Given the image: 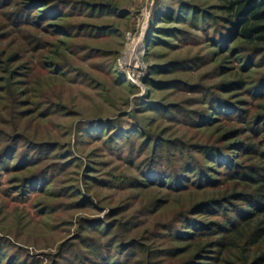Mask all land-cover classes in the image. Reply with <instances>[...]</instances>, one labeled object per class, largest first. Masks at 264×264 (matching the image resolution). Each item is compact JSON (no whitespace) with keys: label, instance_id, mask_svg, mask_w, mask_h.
<instances>
[{"label":"rangeland","instance_id":"1","mask_svg":"<svg viewBox=\"0 0 264 264\" xmlns=\"http://www.w3.org/2000/svg\"><path fill=\"white\" fill-rule=\"evenodd\" d=\"M223 4L0 0V264H264V43Z\"/></svg>","mask_w":264,"mask_h":264},{"label":"trees","instance_id":"2","mask_svg":"<svg viewBox=\"0 0 264 264\" xmlns=\"http://www.w3.org/2000/svg\"><path fill=\"white\" fill-rule=\"evenodd\" d=\"M224 4L222 9L226 15L222 18L225 25L230 27L228 34L237 33L247 46L254 48L261 42L264 43V10L262 0H221ZM253 150L252 148L250 149ZM238 179L259 182L258 178L245 174L239 175ZM258 200L264 206V187L258 190ZM256 243V242H255Z\"/></svg>","mask_w":264,"mask_h":264}]
</instances>
